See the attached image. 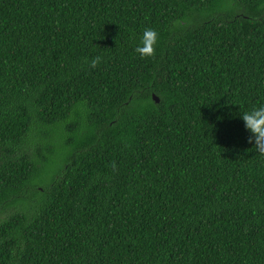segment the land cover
<instances>
[{
    "label": "trees",
    "instance_id": "1",
    "mask_svg": "<svg viewBox=\"0 0 264 264\" xmlns=\"http://www.w3.org/2000/svg\"><path fill=\"white\" fill-rule=\"evenodd\" d=\"M262 105L264 0H0V264H264Z\"/></svg>",
    "mask_w": 264,
    "mask_h": 264
},
{
    "label": "clouds",
    "instance_id": "2",
    "mask_svg": "<svg viewBox=\"0 0 264 264\" xmlns=\"http://www.w3.org/2000/svg\"><path fill=\"white\" fill-rule=\"evenodd\" d=\"M158 42V33L151 29H145L140 45L135 48V52L141 58H148L155 55V45ZM100 63V57L94 58L91 63V68H96ZM244 122L245 128L251 133L249 143L254 141V149L257 153L264 156V105L254 107L251 111L240 115Z\"/></svg>",
    "mask_w": 264,
    "mask_h": 264
},
{
    "label": "water",
    "instance_id": "3",
    "mask_svg": "<svg viewBox=\"0 0 264 264\" xmlns=\"http://www.w3.org/2000/svg\"><path fill=\"white\" fill-rule=\"evenodd\" d=\"M153 98L157 101L158 100V98L155 96V95H153Z\"/></svg>",
    "mask_w": 264,
    "mask_h": 264
}]
</instances>
